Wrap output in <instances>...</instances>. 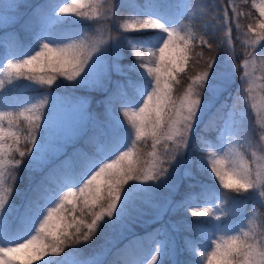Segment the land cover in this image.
<instances>
[{"label":"snow or ice","instance_id":"snow-or-ice-1","mask_svg":"<svg viewBox=\"0 0 264 264\" xmlns=\"http://www.w3.org/2000/svg\"><path fill=\"white\" fill-rule=\"evenodd\" d=\"M248 4H213L210 16L207 0L129 2L119 5L128 13L120 18L116 0L45 6L40 17L45 27L32 45L10 50L6 63L0 61V264H102L101 253L85 256L84 248L139 205L157 207V215L166 211L157 203V189L179 190L169 181L187 164L194 138L205 153L194 163L218 187L202 189L196 199L203 206L191 196L183 200L192 217L213 222L191 246L192 264H264V0H251L258 15L244 10ZM19 8L0 0V26L17 22L11 10ZM198 22L203 23L198 27ZM218 32L216 46L224 47L231 72L219 70L210 54ZM234 41L242 50L239 64ZM124 48L134 57L127 72L135 78L129 75L119 93L123 119L117 117L114 137L94 143L91 152L78 150L71 162H51L21 212L11 203L19 170L26 157L29 164L40 158L34 150L44 152L58 121L53 87L95 83L106 58L119 59ZM113 70L126 71L108 65V72ZM237 70L240 87L213 122L218 143L197 138L196 130ZM77 110L83 118V102ZM183 176L195 178L191 167ZM248 199H254L251 209ZM169 254L166 244L157 243L146 257L126 264H165Z\"/></svg>","mask_w":264,"mask_h":264},{"label":"trees","instance_id":"trees-1","mask_svg":"<svg viewBox=\"0 0 264 264\" xmlns=\"http://www.w3.org/2000/svg\"><path fill=\"white\" fill-rule=\"evenodd\" d=\"M129 2H134L138 5H144L148 2V0H116L117 3V12L120 14L118 18L124 16L126 10H121L119 5L127 4ZM165 3L178 4L185 2V0H163ZM209 4L210 16L214 14V9H212V5L215 4L216 8H221L227 6L228 0H207ZM17 4L20 5L19 10H23L28 3L34 4L32 10L25 13L24 16H21L17 22L14 23L13 26L10 27H1L0 28V61H3L5 57L9 54L10 50H27L32 43L36 39V35L40 33L44 27L45 23L41 20V13L44 10L46 5H54L59 3V0H17ZM245 11H250L253 15H258L255 9L251 8V0H249L248 5H244ZM24 14V13H23ZM231 14V13H230ZM210 16L206 19H210ZM242 23H247V20L242 19ZM203 22H198L197 26L199 27ZM69 27V26H66ZM74 30H79L76 28ZM14 34L18 35V39L21 42L22 48H19V45L12 43V36ZM115 34V30L113 32ZM220 33L218 32L215 38L212 40L214 44V48L211 55L217 57V60L220 63V69L223 71H227L229 66H232V62L229 61L228 56L225 52L223 46L217 47L219 44ZM236 36L235 29L233 30V37ZM236 47V59L235 63L239 64L242 57V50L240 48L239 41H234ZM206 51V55L209 54ZM123 59L127 62L130 58L129 51L124 48L122 51ZM123 59L121 60L123 63ZM133 78H135L134 74H129ZM128 75V76H129ZM124 80L125 84L127 83V79ZM240 71L237 70L233 77L234 82L231 83L225 91H222L219 98L214 103L213 107L210 111L205 115L203 122L200 124L199 129L196 130V137L203 136L205 139L209 140L211 143H218V135L219 131L214 126L213 122H218L219 117L227 111L224 105L232 104V97L236 95L237 89L240 87ZM66 87L55 88L52 89V92H57L62 96L68 95H86L91 91L87 88L80 86L75 87L70 84V82H64ZM123 88V87H122ZM122 89L119 85H111V89L107 92H104L102 95L103 101L113 109H118L122 105L120 100L119 93ZM23 95H34L35 93L31 90H22ZM207 95V93H206ZM119 116L123 119L122 115ZM253 117L251 113L248 115V127L251 129L253 124ZM115 135V131H108L107 127L104 124L99 122L92 123L87 131L83 134V136L73 145L69 146L65 152H63L60 156L50 160L48 163L41 162L39 159H35L32 164L28 163V158H25V164L21 166L19 170V179L16 182L15 188L16 191L13 193L11 203L14 204L21 212L24 209V206L32 195V190L35 188L37 182L41 180L42 177L45 176L48 169L51 167V162H55L56 164L61 163L62 161H69L71 159L76 158L77 151L80 152H91L93 144L96 142L104 141L106 139L113 138ZM192 147V156H199L198 159H194L195 162H198L205 153H202L200 148L199 139L194 138ZM35 152V150H34ZM192 171L195 178L184 177L180 183L179 190L176 195V200L178 205H181L183 208V200L186 196H191L193 204H203L202 200H197L196 197L202 192V189L206 186H217V183L206 173L200 172L196 163L192 166ZM254 203V199L247 200V208L251 209ZM179 208L176 211H173L170 214V219L179 216L182 213H185V209ZM264 211V209H261ZM189 218L193 220H202L200 217H192L190 212L186 213ZM227 223V221H225ZM165 228V229H164ZM115 235V232L112 229V226L104 227L101 232L97 235V237L90 243V245L84 248V255L90 256L94 253H100L105 247L108 248V252L106 253L102 264H113L114 261H119V264H126L127 261H135L140 260L148 255L151 249L154 246L158 237L166 236L169 239V243L177 248V254L174 262L170 255L166 257L165 264H192L194 260L193 254L188 250L186 246V240L183 236H179V238L175 241L172 240L171 235L168 234L167 227L161 225V223H156L151 225L149 228H138L129 232L126 236H124L121 240H116L113 245H111L112 237ZM188 235L194 239L197 237ZM172 240V241H171ZM110 241V242H109ZM172 251H175V248Z\"/></svg>","mask_w":264,"mask_h":264},{"label":"rangeland","instance_id":"rangeland-1","mask_svg":"<svg viewBox=\"0 0 264 264\" xmlns=\"http://www.w3.org/2000/svg\"><path fill=\"white\" fill-rule=\"evenodd\" d=\"M16 2L17 0H4V3ZM33 5L34 4L32 3L26 4L23 10H18V13L16 9H12L11 14L13 16V19L17 21L21 16H24L26 12H28L29 10L31 11L34 7ZM119 14L120 13L118 12V15ZM127 14L128 13L125 12L124 16H126ZM13 25L14 23H9L0 26V28L10 27ZM113 28L115 29V25H113ZM12 43L17 44L19 45V48H22L17 34H14L12 36ZM129 55L130 58L127 62L124 61L123 54H121V57L119 59H117L114 55H110L109 57H107L105 61L104 74H102L95 83L83 86L91 91L86 95L79 94L62 96L57 92H52V96L58 98V121L56 126L51 129L49 135L46 138L44 152L40 153L38 152V150H35L37 155L40 157L39 161L48 163L50 160L60 156L67 150L69 146L76 143L83 136L85 131H87L88 127L94 122L104 124L107 127L108 131H114L117 117L122 119L119 116L122 105L118 109L114 110L111 105L103 101L102 95L104 92H107L111 89V85H119V87L123 90L122 87H124L125 85L124 80L130 74L129 72H127V66L134 63V57L130 52ZM122 59L124 63L121 61ZM3 62L6 63V59H4ZM111 64H119L122 68H125V73H117L114 70L108 72V65ZM232 68V66H229L226 72H231ZM131 74L135 75V73ZM78 101L83 102L84 104L83 118H81V113L77 110ZM226 140L227 137L225 136V141ZM195 158L198 159L199 156H192V147L190 146L189 151L185 155L187 164L181 165V167L176 170L169 183H178L180 186V183L184 178V168L191 167L192 169ZM177 192L178 191L170 192L169 188L166 186L158 188L157 193L160 198L157 203L165 206L166 211L161 212L159 215H157V207H154L152 205H139L140 210L134 212L131 217L126 218L120 223L112 225V229L115 232V235L112 237L111 245H113L116 240H121L124 236H126L133 230H136L138 228H149L153 224L161 223L162 227H167L168 234L171 235V238L173 237L172 240L176 241L179 236H183L186 240V246L188 250L192 253L191 246L200 239V236L206 230H211L213 222H206V218H202V220L199 221V225H197L198 220H193L185 215L190 211L187 208H182L181 205H178V202L176 200ZM165 197L167 198V200L164 199ZM200 206H203V204H201ZM179 208L185 209V213H182L179 216L170 219V214ZM188 233L197 237V239L190 237ZM157 243L166 244L168 246L170 250L169 255L174 262L177 254V248L174 246L176 249L175 251H172L174 247L171 243H169V239L166 236L158 237L156 242L154 243L153 248L157 245ZM108 248L109 247H105L100 252L101 254L98 256L99 260L103 261L106 253L108 252Z\"/></svg>","mask_w":264,"mask_h":264}]
</instances>
